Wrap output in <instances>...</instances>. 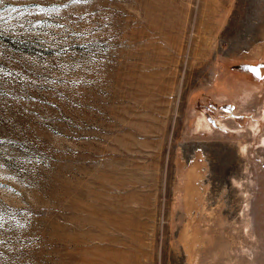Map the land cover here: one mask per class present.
<instances>
[{
    "label": "rangeland",
    "instance_id": "1",
    "mask_svg": "<svg viewBox=\"0 0 264 264\" xmlns=\"http://www.w3.org/2000/svg\"><path fill=\"white\" fill-rule=\"evenodd\" d=\"M0 264H264V0H4Z\"/></svg>",
    "mask_w": 264,
    "mask_h": 264
},
{
    "label": "snow or ice",
    "instance_id": "2",
    "mask_svg": "<svg viewBox=\"0 0 264 264\" xmlns=\"http://www.w3.org/2000/svg\"><path fill=\"white\" fill-rule=\"evenodd\" d=\"M73 3H87L88 0H72ZM4 0H0V5H3Z\"/></svg>",
    "mask_w": 264,
    "mask_h": 264
},
{
    "label": "bare ground",
    "instance_id": "3",
    "mask_svg": "<svg viewBox=\"0 0 264 264\" xmlns=\"http://www.w3.org/2000/svg\"><path fill=\"white\" fill-rule=\"evenodd\" d=\"M246 149V148H245Z\"/></svg>",
    "mask_w": 264,
    "mask_h": 264
}]
</instances>
